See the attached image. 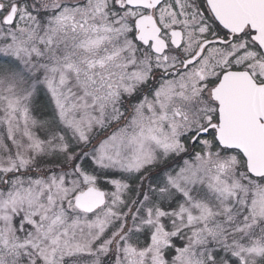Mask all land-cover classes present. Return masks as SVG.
<instances>
[{"label": "snow or ice", "instance_id": "6c2138e0", "mask_svg": "<svg viewBox=\"0 0 264 264\" xmlns=\"http://www.w3.org/2000/svg\"><path fill=\"white\" fill-rule=\"evenodd\" d=\"M0 264H264V0H0Z\"/></svg>", "mask_w": 264, "mask_h": 264}]
</instances>
